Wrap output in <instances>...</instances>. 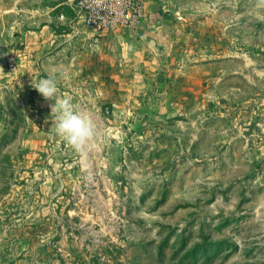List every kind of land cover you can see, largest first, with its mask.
I'll use <instances>...</instances> for the list:
<instances>
[{"label": "rangeland", "instance_id": "374dc122", "mask_svg": "<svg viewBox=\"0 0 264 264\" xmlns=\"http://www.w3.org/2000/svg\"><path fill=\"white\" fill-rule=\"evenodd\" d=\"M158 9L167 101L84 153L0 85V264H264V7Z\"/></svg>", "mask_w": 264, "mask_h": 264}, {"label": "crops", "instance_id": "0c3cea01", "mask_svg": "<svg viewBox=\"0 0 264 264\" xmlns=\"http://www.w3.org/2000/svg\"><path fill=\"white\" fill-rule=\"evenodd\" d=\"M164 1L146 0L138 29L107 31L93 43V33L82 21L79 34L73 35L70 0H0V85L9 84L24 101L26 94L31 96L36 110H29L42 115L47 136L56 135L50 108L54 101L31 87L32 79L55 76L58 94L71 96L76 109L92 117L96 136L118 134L115 118L157 115L167 101L168 87L163 88L175 78L161 58L160 38L170 31L158 9ZM169 2L179 7L182 0ZM10 53L16 54L15 70L8 67ZM108 109L111 117H106Z\"/></svg>", "mask_w": 264, "mask_h": 264}, {"label": "built area", "instance_id": "2783aa9c", "mask_svg": "<svg viewBox=\"0 0 264 264\" xmlns=\"http://www.w3.org/2000/svg\"><path fill=\"white\" fill-rule=\"evenodd\" d=\"M75 12L73 35L79 34L78 22L93 33V43L107 31L136 30L142 24L146 0H70ZM10 70L17 68L15 53L7 55Z\"/></svg>", "mask_w": 264, "mask_h": 264}, {"label": "clouds", "instance_id": "9594fccd", "mask_svg": "<svg viewBox=\"0 0 264 264\" xmlns=\"http://www.w3.org/2000/svg\"><path fill=\"white\" fill-rule=\"evenodd\" d=\"M258 7H264V0H256ZM33 87L50 105L54 118V133L77 153H84L97 134L96 125L91 116L76 109L71 96H60L55 76L32 79Z\"/></svg>", "mask_w": 264, "mask_h": 264}, {"label": "water", "instance_id": "95a60500", "mask_svg": "<svg viewBox=\"0 0 264 264\" xmlns=\"http://www.w3.org/2000/svg\"><path fill=\"white\" fill-rule=\"evenodd\" d=\"M2 55H5V53H2Z\"/></svg>", "mask_w": 264, "mask_h": 264}]
</instances>
